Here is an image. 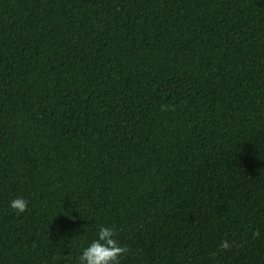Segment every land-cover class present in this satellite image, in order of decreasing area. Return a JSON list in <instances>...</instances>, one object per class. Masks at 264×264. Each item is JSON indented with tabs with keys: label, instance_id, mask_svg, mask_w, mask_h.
<instances>
[{
	"label": "trees",
	"instance_id": "16d2710c",
	"mask_svg": "<svg viewBox=\"0 0 264 264\" xmlns=\"http://www.w3.org/2000/svg\"><path fill=\"white\" fill-rule=\"evenodd\" d=\"M101 226L119 264H264V0H0V264Z\"/></svg>",
	"mask_w": 264,
	"mask_h": 264
},
{
	"label": "clouds",
	"instance_id": "9594fccd",
	"mask_svg": "<svg viewBox=\"0 0 264 264\" xmlns=\"http://www.w3.org/2000/svg\"><path fill=\"white\" fill-rule=\"evenodd\" d=\"M10 207L23 212L26 202L22 197H17L10 202ZM114 235L112 228L101 226L96 239L92 240L81 252L80 264H119L118 258L126 249L118 244L113 238ZM222 247L227 248V242H224Z\"/></svg>",
	"mask_w": 264,
	"mask_h": 264
}]
</instances>
